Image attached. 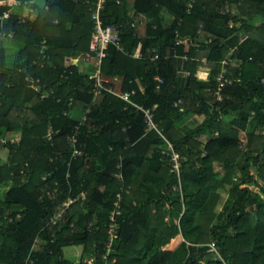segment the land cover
<instances>
[{
    "label": "trees",
    "instance_id": "1",
    "mask_svg": "<svg viewBox=\"0 0 264 264\" xmlns=\"http://www.w3.org/2000/svg\"><path fill=\"white\" fill-rule=\"evenodd\" d=\"M96 3L0 0V264H264V0H104L131 101Z\"/></svg>",
    "mask_w": 264,
    "mask_h": 264
},
{
    "label": "built area",
    "instance_id": "2",
    "mask_svg": "<svg viewBox=\"0 0 264 264\" xmlns=\"http://www.w3.org/2000/svg\"><path fill=\"white\" fill-rule=\"evenodd\" d=\"M103 1L104 0H97L96 7L92 11V14H91L93 21H94V26H93V31L91 33L90 43H89V52L87 54V58L89 57L90 53L92 55H94V57H96V63L94 64L97 66V68L95 70V74H96L95 93L97 94V93H100L101 90L108 89L109 91L120 96L122 99L127 100V101H131L130 95L132 94L133 91H128V90L121 91L120 89H118L116 87L113 88V87L106 86L104 84V81H107V79L104 78L99 71V64L101 62V59L104 56H106L107 49H108L109 45H114V47L118 50L126 51L124 49L123 44L121 43V36H120L119 30L116 27V25H113V24L104 25L102 23L100 9L103 6ZM15 2H16V0H15ZM188 6L189 7L192 6L191 2L188 4ZM7 16H8V12H4V14L1 16V18L7 17ZM133 55L139 56L140 53L135 52ZM156 57H157V54H155L153 56V58H156ZM223 71H224V69L217 76V80H218L220 86L223 85L227 81V79L225 78V76L223 74ZM155 78L161 80L158 76H156ZM219 98H221V97H219ZM135 105H137L138 107H140L144 111V113H145L144 116H145V120L147 121L148 127L149 128H157V125L153 120L152 109L144 108L143 106H141L137 103H135ZM163 138L167 141L169 147L172 149L171 150V161L173 163V168L177 171V173H179V170H180V154H179V152H177L176 150L173 149L172 143L165 136H163ZM66 204H67V202H66ZM58 214H60V213H58ZM55 218L56 217H54V219ZM209 250L212 252H217L216 245H215L214 241L209 242Z\"/></svg>",
    "mask_w": 264,
    "mask_h": 264
},
{
    "label": "crops",
    "instance_id": "3",
    "mask_svg": "<svg viewBox=\"0 0 264 264\" xmlns=\"http://www.w3.org/2000/svg\"><path fill=\"white\" fill-rule=\"evenodd\" d=\"M231 12H233V13L238 12V8L236 6H234V5H232ZM163 15H164V17L166 19V22H169L172 19V16H173L172 13H168L167 11L166 12L164 11ZM136 17H135V20L139 21L138 25L140 26V27H138L139 28V33H143L144 17H143V15H137ZM199 56H201L200 58L202 60H205V58H206L205 57V50H200L199 51ZM186 59H187V57L185 55H179V56H177V59H176V64H175L176 73H177L178 82H179L180 85H184L185 84L186 75L188 73V70L185 67ZM115 87L118 88V89L120 87V78H118V77H117V81L115 82ZM193 116L191 118L192 120H193ZM198 117H199V115H198ZM195 120H197V118Z\"/></svg>",
    "mask_w": 264,
    "mask_h": 264
},
{
    "label": "rangeland",
    "instance_id": "4",
    "mask_svg": "<svg viewBox=\"0 0 264 264\" xmlns=\"http://www.w3.org/2000/svg\"><path fill=\"white\" fill-rule=\"evenodd\" d=\"M136 18H137V17H136ZM6 39H8V38H6ZM4 43L8 44V42H4ZM16 48H17V45H15V44H10V45H8V47H7V52H6L8 63H10V62L12 61L13 52L16 50ZM86 59H88V58H86ZM79 62H80V61H79ZM81 63H83V61H81ZM86 65H88V64H86ZM83 67H84V65L82 66V68H83ZM196 118H197L198 120H200V119L202 118V115L198 117V115L195 114V115L193 116V120H195ZM12 135L14 136V135H16V133L14 132V133H12ZM7 155H8V150H7V148H0V159H1V162L6 160ZM217 167H218V168L220 169V171H221V168H220L218 165H217ZM220 174H221V173H220ZM224 195H225V197H226V193H225L224 191H222V196H224ZM229 231L232 232L233 229L230 228ZM233 232H234V231H233ZM37 244H38V243H37ZM64 250H65L66 257H70V258L73 259L74 261H78V260L80 259V255H81V247H80V246H77V245L68 246V247L64 248ZM218 254H219V253H218ZM217 257H219V256H217ZM89 259H90V258H89Z\"/></svg>",
    "mask_w": 264,
    "mask_h": 264
},
{
    "label": "clouds",
    "instance_id": "5",
    "mask_svg": "<svg viewBox=\"0 0 264 264\" xmlns=\"http://www.w3.org/2000/svg\"><path fill=\"white\" fill-rule=\"evenodd\" d=\"M137 53H140V52H137ZM133 55V54H132ZM134 56V55H133ZM140 56V55H139ZM139 56H136V57H139ZM154 56V55H153Z\"/></svg>",
    "mask_w": 264,
    "mask_h": 264
}]
</instances>
